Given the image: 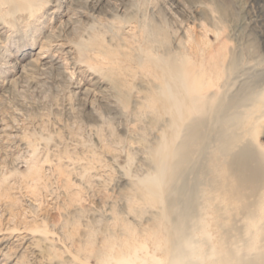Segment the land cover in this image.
<instances>
[{
	"label": "rangeland",
	"instance_id": "rangeland-1",
	"mask_svg": "<svg viewBox=\"0 0 264 264\" xmlns=\"http://www.w3.org/2000/svg\"><path fill=\"white\" fill-rule=\"evenodd\" d=\"M215 1L0 0V264H101L108 241L117 248L134 237L153 249L160 204L145 184L162 126L147 98L158 81L153 49L210 51L222 60L225 98L260 96L245 113L264 103V0ZM256 125L253 146L264 152V116ZM212 150L199 197L210 206L199 210L209 239L200 247L224 250L247 235L238 221L228 230L215 185L223 168L212 167L222 156ZM194 232L201 238L197 224ZM257 248L264 228L248 253Z\"/></svg>",
	"mask_w": 264,
	"mask_h": 264
},
{
	"label": "bare ground",
	"instance_id": "bare-ground-1",
	"mask_svg": "<svg viewBox=\"0 0 264 264\" xmlns=\"http://www.w3.org/2000/svg\"><path fill=\"white\" fill-rule=\"evenodd\" d=\"M97 1L102 6L107 3ZM244 22L245 27L253 28L254 18L248 17ZM161 45L158 47L162 49L156 46L147 58L158 80L147 98L161 112L162 121L154 146L150 147L153 173L147 175L145 184L150 198L160 204L151 231L153 249L137 237L125 238L117 248L108 241L110 248L99 253L100 263L112 264L120 257L140 256L147 258L148 264H264V250L257 248L248 253L264 228V152L253 146L257 145L256 123L264 116V103L246 113L240 109L246 101L262 98L252 91L240 98H225L218 88L224 75L219 67L222 60L213 59L209 50L205 58L193 44L189 48H179V43L174 47ZM256 80L258 77L250 82V88L257 85ZM122 98L127 100V95L122 94ZM244 124V132L249 134L246 140L241 138ZM213 148L218 151L215 157L222 156L221 166L214 163L212 167L223 168L221 182L215 185L222 187L228 230L237 229L238 221L247 235L245 239L240 234L234 240L229 238L224 250L200 247L201 242L208 241L209 234L207 213L201 215L199 210L210 207L208 203L199 205L200 186L212 170L209 162ZM196 224L201 238L194 232ZM188 240L195 242L194 251L185 246ZM240 240L242 245L237 243ZM156 249L161 251L160 255L155 253Z\"/></svg>",
	"mask_w": 264,
	"mask_h": 264
},
{
	"label": "clouds",
	"instance_id": "clouds-1",
	"mask_svg": "<svg viewBox=\"0 0 264 264\" xmlns=\"http://www.w3.org/2000/svg\"><path fill=\"white\" fill-rule=\"evenodd\" d=\"M185 246L190 252L195 250V242L192 240L186 241ZM112 264H148V259L140 256H127L115 259Z\"/></svg>",
	"mask_w": 264,
	"mask_h": 264
}]
</instances>
